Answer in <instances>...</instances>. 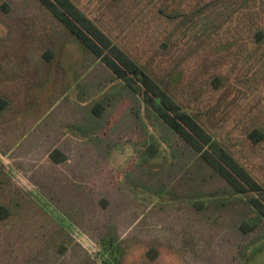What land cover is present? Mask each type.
I'll return each mask as SVG.
<instances>
[{
    "label": "rangeland",
    "instance_id": "rangeland-1",
    "mask_svg": "<svg viewBox=\"0 0 264 264\" xmlns=\"http://www.w3.org/2000/svg\"><path fill=\"white\" fill-rule=\"evenodd\" d=\"M68 1L264 188V0ZM249 196L38 0H0V264H264Z\"/></svg>",
    "mask_w": 264,
    "mask_h": 264
},
{
    "label": "trees",
    "instance_id": "trees-1",
    "mask_svg": "<svg viewBox=\"0 0 264 264\" xmlns=\"http://www.w3.org/2000/svg\"><path fill=\"white\" fill-rule=\"evenodd\" d=\"M38 1L83 47L99 58L113 75L140 96L142 103L172 134L198 155L235 194H249L247 203L264 219L263 186L132 57L84 19L68 0ZM102 109L100 104H96L92 112L101 115ZM113 259L116 260V256Z\"/></svg>",
    "mask_w": 264,
    "mask_h": 264
}]
</instances>
